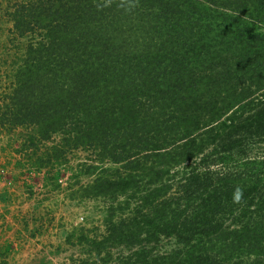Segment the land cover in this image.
Listing matches in <instances>:
<instances>
[{
    "label": "trees",
    "instance_id": "obj_1",
    "mask_svg": "<svg viewBox=\"0 0 264 264\" xmlns=\"http://www.w3.org/2000/svg\"><path fill=\"white\" fill-rule=\"evenodd\" d=\"M11 1L1 149L75 264H264V0Z\"/></svg>",
    "mask_w": 264,
    "mask_h": 264
},
{
    "label": "rangeland",
    "instance_id": "obj_2",
    "mask_svg": "<svg viewBox=\"0 0 264 264\" xmlns=\"http://www.w3.org/2000/svg\"><path fill=\"white\" fill-rule=\"evenodd\" d=\"M12 4L13 0L10 5ZM6 6L8 0H0L1 9L4 10ZM10 28L11 24L6 15L3 14L2 17L0 15V60L5 54L1 46L8 45ZM7 143L6 138L0 141V264H75L74 255L77 256V252L64 245L63 228L70 219H73L72 222H81V215L77 214L73 207L60 205L57 210L50 212L48 206L53 201L43 194L44 171L17 176L18 169L14 167V148L17 149L18 146L12 143V151L8 157L1 149H5ZM68 172L62 168L56 171L64 185L71 171ZM33 215L36 219H33ZM49 215L53 220L46 222L45 227L39 229L35 237H31L34 226L43 222L44 216L48 218ZM24 216H29L28 231L21 226V219ZM172 244L173 242L165 244L162 252L172 250ZM58 245L61 249H57Z\"/></svg>",
    "mask_w": 264,
    "mask_h": 264
},
{
    "label": "clouds",
    "instance_id": "obj_3",
    "mask_svg": "<svg viewBox=\"0 0 264 264\" xmlns=\"http://www.w3.org/2000/svg\"><path fill=\"white\" fill-rule=\"evenodd\" d=\"M237 199H238V197H237Z\"/></svg>",
    "mask_w": 264,
    "mask_h": 264
}]
</instances>
